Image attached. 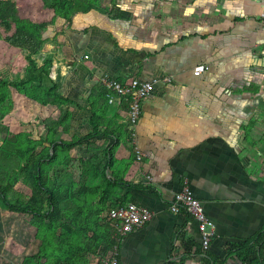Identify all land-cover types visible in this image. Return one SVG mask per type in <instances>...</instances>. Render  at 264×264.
<instances>
[{
    "label": "crops",
    "instance_id": "0c3cea01",
    "mask_svg": "<svg viewBox=\"0 0 264 264\" xmlns=\"http://www.w3.org/2000/svg\"><path fill=\"white\" fill-rule=\"evenodd\" d=\"M144 1L98 0L100 9L64 0L65 14L58 15L50 0H7L25 21L46 22L33 54L53 57L47 73L26 64L23 77L11 80L32 81L37 73L35 83L49 87L57 81L68 101L30 106L29 96L14 87L13 110L3 121L7 116L13 132H32L31 120L58 118L71 109L69 131L81 135V126L82 134L93 130L96 100L103 98L110 108L99 110L101 117L112 120L109 127L115 120L123 123L114 128L120 136L113 142L110 169L142 186L116 191L154 211L146 224L122 237L119 264H205L196 232L186 234L178 253L172 249L183 216L169 212L167 201L184 184L215 224L209 254L216 261L227 255L223 264H248L234 251L226 252L230 243L264 225V181L252 173L255 158L244 155L252 144L240 138L242 121L250 117L249 128L263 132L264 146V0ZM111 4L114 13L107 10ZM199 64L207 67L194 74ZM104 73L120 80L160 78L143 100L133 132L127 108L107 104L97 84ZM58 128L67 138L68 131ZM136 147L143 152L141 160Z\"/></svg>",
    "mask_w": 264,
    "mask_h": 264
},
{
    "label": "rangeland",
    "instance_id": "374dc122",
    "mask_svg": "<svg viewBox=\"0 0 264 264\" xmlns=\"http://www.w3.org/2000/svg\"><path fill=\"white\" fill-rule=\"evenodd\" d=\"M83 2L84 3H82L81 0L82 4L79 6L80 8L92 5L103 9L97 3L98 0H83ZM107 10L112 11L113 13L117 11L114 4H111L110 8ZM122 13V11L119 12L120 15H122ZM24 20L25 18L20 17L17 14L0 18V77L10 81H13L11 80L12 78L18 79L23 77L22 73L24 72V66H26V64L29 67L32 66L34 72L39 73L45 71L47 73V71H49L47 70L49 69V63L53 60L51 59L53 58L51 56L45 57L41 54L33 53H31L33 55H30L27 51H23V49L26 48L12 46L4 40L7 31L13 30L16 24L23 22ZM37 73L33 75L34 80H32V82L37 79L35 78ZM7 86L9 89L3 91L7 97L2 100L0 98V112H4L3 117L6 114L9 115L13 110L14 96L12 88H14V86ZM25 101L30 106L35 105L33 102H37L36 92H30V96ZM103 103V98L96 100L98 115L96 116V112V117L94 118L97 122L94 121V126L100 130L106 128L105 130L108 129L107 131L110 133L105 137L98 135L88 137L82 144L71 147L69 150H66L61 154L59 156V164H53L52 166L47 165L44 169V172L48 175L47 182L49 185H52V187L56 186V182L53 181V178L58 166L61 171L59 176L62 179L60 180L67 181L60 187L63 196L61 202H64V205L68 207L69 217L72 213H76L78 216L77 220H74L73 216L71 217L72 220H69L70 236L65 237V234L60 233L61 229H63L64 225L68 222L66 221L67 219L65 220V218H62L60 214L56 215L51 213L47 215L49 218L47 221L48 226L46 230H44L39 229L34 224L30 223V213L25 214L9 211L0 207V264H51L53 260H55L56 254L65 257L68 256L69 253H71L70 255L72 258H77V264H85L89 262V257H87L88 254H86L87 252L85 253V251L87 249L90 251V247L96 244L98 240L107 239L109 227L104 217V210L108 206L118 202L119 199L118 195L116 198L108 197V195L111 196V193H116L118 191H114L113 188L115 187L106 185L105 175L101 171L102 164H99V159L103 156V148L110 144L113 145V142L115 143L117 140L116 137L112 136L111 130H114L113 132L118 135L117 138L119 139V130L114 128L116 126L121 128L123 123H118L117 120H115V126L109 127L112 120L106 117L102 118L99 113V110H104L107 107L104 106ZM108 108L110 107L108 106L106 110ZM126 108V106L123 107L124 110ZM70 112L71 109L63 110L64 116L62 119L64 123L67 124L68 129L71 123ZM115 112H117V110ZM245 112H248V110ZM3 117L0 119V142H2V140L4 141L5 137L10 134L17 133L9 129L7 116L5 121H3ZM41 119L42 118L38 121L35 119L31 120L34 123L33 130L35 131H24L22 135L20 136L19 134L18 137L24 141V135L29 133L28 137L30 136L33 142H37L38 140L41 141L36 148L38 154L49 149L50 143L48 139L45 138H49V136H61L58 131H55L59 130L57 127L49 130L50 133H47L48 128L45 126L46 124H44L45 128L40 130L38 123ZM42 120L44 121V119ZM85 120L86 119L84 118V121ZM251 120L252 118L247 117L242 121L244 131L240 134V138L245 143L249 142L252 144L249 148L244 145V155L255 158V161H253L252 164V173L256 180L260 179L264 181V146L261 141V135L263 137V132L251 130L249 128L250 123H252ZM123 122L125 123V121ZM79 123L83 125V119ZM99 124H101L102 128L99 127ZM81 128V135L90 132L87 131L82 134L85 129L82 126ZM71 131L72 130H68L67 139H73L80 136L76 131ZM126 134L129 138V133ZM112 152H114L113 149ZM105 161L106 160H104V162ZM106 170L108 175H116L111 171L110 167ZM4 180L7 181V178ZM26 183V176L20 173L17 181L13 184V189L16 190V192H14V199L21 201V204H28L27 201L31 195V189ZM125 200H130V198L126 197ZM31 203L34 204L35 202L31 200ZM31 220L34 222L36 217L31 216ZM95 234H98V237L95 236ZM63 238H66L64 239L65 241L61 240ZM34 254H36L35 257H33Z\"/></svg>",
    "mask_w": 264,
    "mask_h": 264
},
{
    "label": "trees",
    "instance_id": "16d2710c",
    "mask_svg": "<svg viewBox=\"0 0 264 264\" xmlns=\"http://www.w3.org/2000/svg\"><path fill=\"white\" fill-rule=\"evenodd\" d=\"M49 5L58 15L65 14L64 0H50ZM14 15H16V12L12 7L7 5V0H0V18ZM45 26L46 22H30L24 20L23 22L16 24L13 30L7 31V35L4 36V40L13 46L23 47L28 49L31 53H37L43 41L42 33ZM7 85L14 86L17 91L26 93L28 96H30V92H36L37 101L43 104L51 103L59 105L60 103L68 101V98L62 95L59 91V83L57 81H54L53 85L48 87L39 82L35 83V81H10L0 77L1 100L7 97V95L3 92L9 89ZM100 89L103 91L102 87ZM3 115L4 112H0V119ZM63 116L60 115L58 118L49 117L44 119V123L46 124L45 126L48 128L47 133H50L49 130L54 129L57 125L62 126L63 132H67L69 130L67 124L64 123L62 119ZM105 129L100 130L96 126H93L92 131L73 139H67L61 136H49V138H45L48 139L50 143L49 149L41 154H38V150H36L37 145H39L41 141L38 140L37 142H33L30 136L28 137L29 133L24 135V141L18 138L19 134L21 136L23 132L13 133L5 137L4 141L2 140V142H0V207L9 211L25 214L30 213L31 216L36 217V220L33 222L30 216V223L37 226V228L44 230H46L48 226L47 221L49 218L47 215L51 213L56 215L60 214L62 218H65V220L67 219L66 221H68L64 225L63 229H61L60 233L65 234V237L70 236L69 220H72V216L74 220H77L78 216L76 213H72L69 217L68 207L64 205V202H61V198L63 196L61 194L60 187L67 181L60 180L62 178L59 176L61 171L58 166L53 178V181L56 182V186L52 187V185H49L47 182L48 175L44 172V169L47 165L52 166L53 164H59V156L61 154H63L66 150H69L71 147L82 144L88 137L96 135L103 137L107 136L110 132L107 131L108 129ZM113 131L114 130H111V134L116 137V143L119 139L117 138L118 135ZM113 146L114 145L110 144L104 147L103 156L99 159V164H102L101 171L105 175L106 185L115 187L113 188L114 191H116L119 187L121 188V186L129 188L142 187L141 184L129 182L118 175H108L106 169L111 167L114 159L112 152V149L114 148ZM104 160L106 161L104 162ZM20 173L26 176V184L31 189V195L27 201L28 204H21V201L14 199V192H16V190L13 189V184L17 181ZM6 178L7 181L4 180ZM126 193L127 192H116L111 193V196L108 195L109 198H116L118 195L119 200L115 204L108 206L104 212L109 207L131 201L125 200ZM31 200L35 203L32 204ZM105 220L109 227L107 239L98 240L96 244L90 247V251H88V249L85 251V253L87 252L86 254L89 255V253H92L97 254L98 256H103L115 241L112 237V229L106 217ZM95 236L98 237V234H95ZM64 239L66 238L61 240L65 241ZM228 249L230 250L226 253L229 254L234 251L236 256L242 262H246L248 264H264V225L251 236L243 240L230 243ZM200 251L204 254L205 264H223L227 258V255H224L216 261L213 259V256L209 254V250L201 249ZM70 254L71 253L65 257H61L59 254H56L55 260H53L51 264H77V258H72ZM35 255L36 254H34L33 257H35ZM98 264H102V262L98 261Z\"/></svg>",
    "mask_w": 264,
    "mask_h": 264
},
{
    "label": "built area",
    "instance_id": "2783aa9c",
    "mask_svg": "<svg viewBox=\"0 0 264 264\" xmlns=\"http://www.w3.org/2000/svg\"><path fill=\"white\" fill-rule=\"evenodd\" d=\"M207 66L203 64L194 67V74H200ZM159 77L141 78L132 76L125 80H120L107 73L100 74L97 79V84L103 88L104 97L109 104L124 105L127 107L126 119L128 129L134 131V125L138 121L141 113L142 102L150 96L155 88ZM136 159L143 158V152L139 147L135 148ZM147 180L151 179L149 174H146ZM167 209L169 212L183 216L180 219V228L176 232L172 249L178 253L180 243L186 236L192 232L197 233V238L201 249L208 250L211 246L215 224L205 211L204 204L189 187V184H184L175 191L167 201ZM154 211L146 205L138 204L134 201H127L124 204L109 207L105 212L109 225L112 229V237L115 243L103 255L89 254L90 262H102V264H118L120 241L130 231L141 228L153 216Z\"/></svg>",
    "mask_w": 264,
    "mask_h": 264
},
{
    "label": "clouds",
    "instance_id": "9594fccd",
    "mask_svg": "<svg viewBox=\"0 0 264 264\" xmlns=\"http://www.w3.org/2000/svg\"><path fill=\"white\" fill-rule=\"evenodd\" d=\"M98 86H99V85H98ZM114 243H115V241L112 243V245H113ZM112 245H111V246H112ZM110 248H111V247H110ZM110 248H109V249H110ZM109 249H108V250H109ZM108 250H107V251H108ZM89 262H90V260H89ZM89 262H87V264H89ZM97 264H98V262H97ZM118 264H119V262H118Z\"/></svg>",
    "mask_w": 264,
    "mask_h": 264
}]
</instances>
